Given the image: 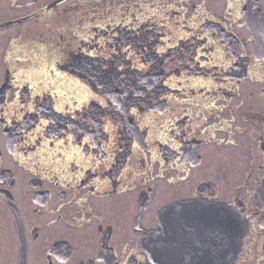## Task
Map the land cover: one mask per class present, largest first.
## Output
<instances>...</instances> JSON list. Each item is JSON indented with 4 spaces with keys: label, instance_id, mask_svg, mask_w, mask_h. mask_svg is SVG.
<instances>
[{
    "label": "flooded vegetation",
    "instance_id": "obj_1",
    "mask_svg": "<svg viewBox=\"0 0 264 264\" xmlns=\"http://www.w3.org/2000/svg\"><path fill=\"white\" fill-rule=\"evenodd\" d=\"M234 257L264 264V0H0V264Z\"/></svg>",
    "mask_w": 264,
    "mask_h": 264
},
{
    "label": "water",
    "instance_id": "obj_2",
    "mask_svg": "<svg viewBox=\"0 0 264 264\" xmlns=\"http://www.w3.org/2000/svg\"><path fill=\"white\" fill-rule=\"evenodd\" d=\"M247 230V228H246V226H244L242 229H241V231H240V239H242V237L245 235V233L247 232L246 231ZM229 253H232V252H229ZM234 261H235V257L232 259V262H231V264H234ZM209 263V262H208ZM208 263H206V264H208Z\"/></svg>",
    "mask_w": 264,
    "mask_h": 264
}]
</instances>
